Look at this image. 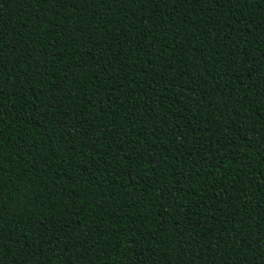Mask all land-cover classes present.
<instances>
[{"label":"trees","instance_id":"trees-1","mask_svg":"<svg viewBox=\"0 0 264 264\" xmlns=\"http://www.w3.org/2000/svg\"><path fill=\"white\" fill-rule=\"evenodd\" d=\"M0 264H264V0H0Z\"/></svg>","mask_w":264,"mask_h":264}]
</instances>
